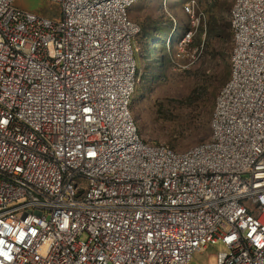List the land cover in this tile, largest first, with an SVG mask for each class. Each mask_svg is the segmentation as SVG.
I'll return each instance as SVG.
<instances>
[{
    "label": "built area",
    "instance_id": "built-area-1",
    "mask_svg": "<svg viewBox=\"0 0 264 264\" xmlns=\"http://www.w3.org/2000/svg\"><path fill=\"white\" fill-rule=\"evenodd\" d=\"M14 1L0 0V264H190L218 245L215 264H264V0H233L210 138L181 153L144 142L131 113L139 0H46L55 22Z\"/></svg>",
    "mask_w": 264,
    "mask_h": 264
},
{
    "label": "rangeland",
    "instance_id": "rangeland-1",
    "mask_svg": "<svg viewBox=\"0 0 264 264\" xmlns=\"http://www.w3.org/2000/svg\"><path fill=\"white\" fill-rule=\"evenodd\" d=\"M190 2L195 3L193 16L184 10ZM232 4L233 0H139L131 8L129 18L140 28L162 16L167 24H176L170 51L167 43L159 48L168 60L162 72L156 68L159 57L146 52L148 44L141 34L135 39L138 79L131 113L144 142L181 153L209 140L214 99L229 73L216 56L218 42L209 37V24L212 16L226 17L222 11H231ZM14 5L52 22L62 18L61 6L50 1L15 0ZM227 16L230 19V13ZM220 250L221 245L208 248L194 255L190 264H215Z\"/></svg>",
    "mask_w": 264,
    "mask_h": 264
},
{
    "label": "trees",
    "instance_id": "trees-1",
    "mask_svg": "<svg viewBox=\"0 0 264 264\" xmlns=\"http://www.w3.org/2000/svg\"><path fill=\"white\" fill-rule=\"evenodd\" d=\"M212 8L215 11L214 4ZM222 13H226V17H221V16L211 17L208 32H209V37H212L214 40L218 42L216 56L218 57V60L221 61L225 69L228 70L229 72L231 53H232V30H231L230 19L227 18L228 17L227 13H230L229 8H226V10L222 11ZM140 29H141V33H140L141 36L145 40V43L148 44V47L146 48V52L154 55L155 58L159 57V63H157L156 68L158 71L162 72L166 68L168 60H167V56L164 55V52L162 51L159 52V48L164 46L165 43L167 42L166 39L168 38L167 32L163 31V29L161 28V22L159 20L150 21L149 23L143 25ZM162 36H164L163 40L161 38ZM171 43H172V39L170 40V45ZM137 73H138V68H137ZM228 78H229V73H228ZM225 79H226L225 77L222 79L223 84L221 85V87L228 80L227 79L225 81ZM212 111H213V107H212Z\"/></svg>",
    "mask_w": 264,
    "mask_h": 264
},
{
    "label": "crops",
    "instance_id": "crops-1",
    "mask_svg": "<svg viewBox=\"0 0 264 264\" xmlns=\"http://www.w3.org/2000/svg\"><path fill=\"white\" fill-rule=\"evenodd\" d=\"M162 17H160V19H158L161 22V28L163 29V31L167 32V34H170L173 30V25L167 24L165 22V20H166L165 17L164 16H162Z\"/></svg>",
    "mask_w": 264,
    "mask_h": 264
},
{
    "label": "water",
    "instance_id": "water-1",
    "mask_svg": "<svg viewBox=\"0 0 264 264\" xmlns=\"http://www.w3.org/2000/svg\"><path fill=\"white\" fill-rule=\"evenodd\" d=\"M14 3H15V1H14ZM14 3H13V6L16 8V6L14 5ZM18 9V8H17Z\"/></svg>",
    "mask_w": 264,
    "mask_h": 264
}]
</instances>
